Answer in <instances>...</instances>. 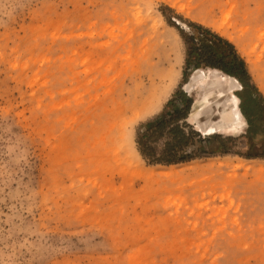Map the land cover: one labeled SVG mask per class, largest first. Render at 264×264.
Returning <instances> with one entry per match:
<instances>
[{
	"label": "rangeland",
	"instance_id": "1",
	"mask_svg": "<svg viewBox=\"0 0 264 264\" xmlns=\"http://www.w3.org/2000/svg\"><path fill=\"white\" fill-rule=\"evenodd\" d=\"M188 22L232 43L264 98V0H0V264H264V159L244 157L264 121L249 141L244 118L228 136L188 116L230 140L184 164L137 151L206 72L183 79Z\"/></svg>",
	"mask_w": 264,
	"mask_h": 264
},
{
	"label": "trees",
	"instance_id": "2",
	"mask_svg": "<svg viewBox=\"0 0 264 264\" xmlns=\"http://www.w3.org/2000/svg\"><path fill=\"white\" fill-rule=\"evenodd\" d=\"M175 28L186 47L185 69L182 72L185 82L193 71L209 68L219 70L235 78L243 85L244 92L237 97L240 101L239 110L248 127L246 137L250 141L257 134L258 128L264 121L262 119L264 109L261 107L264 98L256 88H253V91L248 89L245 82L248 73L244 60L238 55L232 43L201 25L188 22L185 27L188 32L187 35L183 28L178 26ZM186 68H188L187 71ZM192 99L182 90H178L167 101L159 114L139 126L136 131L135 144L139 155L147 164L169 166L209 157L218 152L205 149L203 144H209L212 141L224 143L230 140L221 137L219 134L201 136L185 124L189 116ZM175 120L182 121V124L176 123ZM165 135L169 138L162 144V148L158 152L157 145ZM194 140H197L199 144L197 150L193 154L185 153V147ZM221 153H225V151L223 150ZM244 157L246 159H264V154Z\"/></svg>",
	"mask_w": 264,
	"mask_h": 264
},
{
	"label": "bare ground",
	"instance_id": "3",
	"mask_svg": "<svg viewBox=\"0 0 264 264\" xmlns=\"http://www.w3.org/2000/svg\"><path fill=\"white\" fill-rule=\"evenodd\" d=\"M197 74L199 75L200 71L192 75L188 84V88L192 87L193 83L196 88L190 118H197V115L202 113L201 116L206 117L208 121L212 118L207 130L228 136L238 135L243 126V116L239 110L238 98L232 92L234 83L214 69H206L199 77ZM211 111L212 114H209Z\"/></svg>",
	"mask_w": 264,
	"mask_h": 264
},
{
	"label": "crops",
	"instance_id": "4",
	"mask_svg": "<svg viewBox=\"0 0 264 264\" xmlns=\"http://www.w3.org/2000/svg\"><path fill=\"white\" fill-rule=\"evenodd\" d=\"M209 69V68H208ZM217 71H219V70H217ZM221 72V71H220ZM221 73H223V72H221ZM224 74V73H223ZM228 76V75H227ZM235 79V78H234ZM236 80V79H235ZM237 81V80H236ZM189 82H190V80H188V84H189ZM186 92H187V89H186ZM190 98H191V96H190ZM238 98V97H237ZM192 99V98H191ZM192 104H193V102H192ZM192 104H191V107H192ZM191 107H190V111H191ZM189 111V112H190ZM244 118V117H243ZM245 120V119H244ZM246 122V121H245ZM247 125V124H246Z\"/></svg>",
	"mask_w": 264,
	"mask_h": 264
},
{
	"label": "water",
	"instance_id": "5",
	"mask_svg": "<svg viewBox=\"0 0 264 264\" xmlns=\"http://www.w3.org/2000/svg\"><path fill=\"white\" fill-rule=\"evenodd\" d=\"M205 113H207V112H205ZM205 113H204V114H205ZM209 114H212V111H211ZM201 117L203 118L204 116H201ZM204 125H206V123H205ZM207 127H208V126H207Z\"/></svg>",
	"mask_w": 264,
	"mask_h": 264
}]
</instances>
